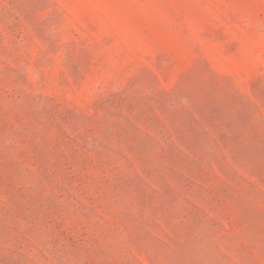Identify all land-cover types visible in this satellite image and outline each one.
<instances>
[{
	"label": "rangeland",
	"instance_id": "374dc122",
	"mask_svg": "<svg viewBox=\"0 0 264 264\" xmlns=\"http://www.w3.org/2000/svg\"><path fill=\"white\" fill-rule=\"evenodd\" d=\"M0 264H264V0H0Z\"/></svg>",
	"mask_w": 264,
	"mask_h": 264
}]
</instances>
